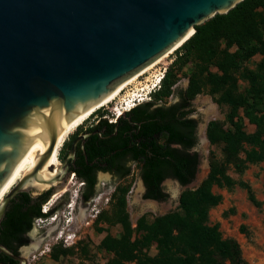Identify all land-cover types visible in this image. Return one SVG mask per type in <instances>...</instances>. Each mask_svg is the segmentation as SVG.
Returning <instances> with one entry per match:
<instances>
[{
  "label": "trees",
  "instance_id": "obj_1",
  "mask_svg": "<svg viewBox=\"0 0 264 264\" xmlns=\"http://www.w3.org/2000/svg\"><path fill=\"white\" fill-rule=\"evenodd\" d=\"M257 54L262 58L256 69H251L246 62ZM189 63L193 68L181 100L149 111L150 104L171 96L178 71ZM176 65L178 69L173 70ZM173 66L164 73L154 99L129 110L141 122L136 135L140 140L135 139L134 144L139 149L135 158L144 161L146 197H168L160 186L165 177L177 178L183 185L195 179L200 156L190 149L197 142V123L187 114L191 101L206 91L218 104L230 105L229 126L213 119L206 128L209 142L222 144L223 157L218 158L211 151L207 177L197 187L185 188L180 193L178 208L151 221L144 214L136 227L127 211V188L120 186L113 221L120 223L123 230L119 236L108 233L101 240L100 247L111 254L105 264H249L238 240L224 236L220 223L211 221L210 211L223 199L222 194L214 191L215 185L233 188L239 184L247 189L255 205L262 203L252 186L235 179L229 169L234 167L243 173L250 164L264 160V0H243L229 12L216 14L197 25L194 34L180 46ZM240 79L247 80L248 86L242 88ZM245 118L255 125L253 131L246 130ZM51 195V191H45L39 196L34 217L46 216L42 206ZM15 198L31 200L27 192ZM30 226L29 223L27 228ZM152 246L156 248L155 254H150ZM70 250V246L57 244L50 253L58 260Z\"/></svg>",
  "mask_w": 264,
  "mask_h": 264
},
{
  "label": "water",
  "instance_id": "obj_2",
  "mask_svg": "<svg viewBox=\"0 0 264 264\" xmlns=\"http://www.w3.org/2000/svg\"><path fill=\"white\" fill-rule=\"evenodd\" d=\"M241 1L0 0V191L35 165L2 199L0 223L33 181L65 185L60 166H50L51 178L39 174L65 122Z\"/></svg>",
  "mask_w": 264,
  "mask_h": 264
},
{
  "label": "rangeland",
  "instance_id": "obj_3",
  "mask_svg": "<svg viewBox=\"0 0 264 264\" xmlns=\"http://www.w3.org/2000/svg\"><path fill=\"white\" fill-rule=\"evenodd\" d=\"M178 48L170 57L158 63L155 68L147 73L146 76L151 78L150 83L159 74H164L171 66L173 61L178 56ZM262 56L257 54L246 62V65L251 69H256L258 62ZM173 70H177L178 66H173ZM193 66L191 63L185 65L182 70L178 71L176 84L173 86V92L166 100L158 102L173 103L180 99L181 92L188 85V75ZM212 69L215 70L214 67ZM145 83V76L141 78ZM149 83V84H150ZM242 88L248 86V81L240 79ZM159 85L148 94L144 101L137 100L135 103H143L154 99V93L160 88ZM143 85L136 83L127 87L114 101H111L97 109L95 114L110 113L111 118H116L120 109L125 111L128 103L138 99V94L146 93L140 88ZM130 101V102H129ZM190 113L198 120L199 132L196 149L201 156V168L198 173V178L191 184V187H197L208 175L210 170L209 156L210 152L214 151L218 158L223 157L222 144H211L206 135L207 124L210 120L219 119L229 126L227 121V113L230 109L229 104H218L215 98L208 91L198 94L192 100ZM111 110V112H109ZM117 111V112H116ZM113 113V114H112ZM89 116V117H90ZM245 128L247 131H253L255 125L251 124L248 119H244ZM62 146V145H61ZM57 147L58 149L61 147ZM60 151V150H59ZM229 173L238 181L244 180L248 182L256 195L262 202L260 206L255 205L249 198L246 188L237 184L233 188L221 187L215 185L214 191L222 194V201L213 207L210 211V219L213 223L219 222L220 228L225 237H233L238 240L241 245L244 258L249 264H264V160L258 163L250 164L243 173H239L234 167H230ZM119 187L127 188L126 203L127 211L134 227L137 226V221L142 215H146L148 220H153L156 216L165 214L171 210L177 209L179 206L180 193L185 189L175 180L168 179L164 183V190L168 193V197L164 201L146 199L144 197L145 187L142 182L139 165H134L131 168V173L119 181ZM81 180L75 178L67 186L66 192H61L55 198V194L63 187H56L53 194L45 204H50L52 207L57 203L63 205L60 210L59 217L62 212L72 211L70 214L74 216L76 222V231L78 233L77 242L70 246L71 250L67 255H61L58 260L54 259L51 251L43 252L46 249L48 241H51L50 232L54 231L57 224H50L44 219V223L40 226L37 222L32 231V239L29 241L28 257L31 264H105L111 257V254L100 247L101 240L108 234L119 236L123 230L122 225L113 221L114 219V203L117 201L118 192H114L112 201L105 204L102 212L94 217L89 215L86 207L80 204V189ZM112 186L115 183L112 181ZM113 187L108 188L107 193H110ZM65 188V187H64ZM34 195H37L43 190L34 188L31 190ZM69 204H72L70 207ZM43 208V206H42ZM102 215V216H101ZM60 218L56 221L59 223ZM44 224V225H43ZM62 224V223H61ZM60 224L59 228L62 226ZM52 233V234H53ZM156 248L152 246L150 254H155ZM128 264H136L129 262Z\"/></svg>",
  "mask_w": 264,
  "mask_h": 264
},
{
  "label": "flooded vegetation",
  "instance_id": "obj_4",
  "mask_svg": "<svg viewBox=\"0 0 264 264\" xmlns=\"http://www.w3.org/2000/svg\"><path fill=\"white\" fill-rule=\"evenodd\" d=\"M180 100L181 96L179 100L170 104L163 102L152 103L148 106V110H155L162 105L169 106ZM137 105H140V103H137ZM192 105L191 101L190 108ZM124 112L127 113L124 114ZM133 115L134 113L129 110L123 111L116 118H111L110 113L101 115L97 113L89 117L71 133L55 154V162L53 160L55 169L60 166L67 170L66 182L63 187L67 188L74 178L82 181L81 194L79 196L80 204L86 207L89 215L98 216L102 212L103 206L108 204L110 200L112 201L114 192H119V182L117 180L119 181L128 176L134 165H139L140 176L145 187L144 197L146 199L157 200L146 197L148 188L143 175L144 161L135 158L139 149L134 144L135 139L140 140L136 135L139 131L137 126H140L141 122L134 119ZM187 117L196 120L195 135L198 142V120L191 113H188ZM160 139L161 142L165 141L164 137ZM197 142L191 147V152H198L194 149ZM171 145L181 147V144L177 143H172ZM73 149L74 154L72 155ZM200 168L201 156L198 172L192 182L183 185L177 178L168 176L160 182L162 191L168 195L164 190V183L168 179L175 180L185 188H193L190 185L198 178ZM126 171L128 173L124 174ZM112 181L115 183V187L112 186ZM110 187H113V189L110 193H107ZM55 188L56 186L46 187L43 189V192L51 191L53 194ZM43 192L37 195H34L32 191L27 192L31 196L30 202L15 197L12 199L4 219L0 223V244L9 251L7 253L0 249V264H31L27 250L29 241L32 239L31 233L34 230L36 218L39 217H34V212L38 205L39 196ZM62 207L61 203H57L51 208L49 215L54 213L59 215L58 212L62 210ZM64 215L63 211L60 218H63ZM62 221L63 219H59V224ZM29 223L31 226L27 228Z\"/></svg>",
  "mask_w": 264,
  "mask_h": 264
},
{
  "label": "bare ground",
  "instance_id": "obj_5",
  "mask_svg": "<svg viewBox=\"0 0 264 264\" xmlns=\"http://www.w3.org/2000/svg\"><path fill=\"white\" fill-rule=\"evenodd\" d=\"M186 38L178 41L171 47H169L166 51L161 53L158 57H156L153 61L145 65L144 67L140 68L138 71L127 77L124 81H122L109 95H107L98 105L93 106L87 110L81 111L78 115H76L71 121L65 122L63 130L60 133L59 140L57 142V146L53 152L52 157L47 161L45 166L42 168V170L39 172L42 178L48 179L55 175V171H50V166L53 165V160L55 157V154L57 153V147L61 146L66 138L73 133L81 124H83L90 115H92L97 109L104 106L105 104L114 101L127 87L130 85L141 83L143 86L140 88L142 91H146V93L138 94V99L130 102L127 104L124 110H131L133 107L137 105L135 103L137 100L144 101L148 94L151 93L154 88H156L159 83L161 82V79L163 77L162 74H159L155 79H153L152 83H150L151 78L149 76H146L149 71H151L155 66L160 63L161 61L165 60L166 58L170 57L180 46L184 43V40ZM145 76V83L141 80L142 77ZM150 83V84H149ZM118 114H122V109L119 110ZM91 117V116H90ZM48 147V139L46 137L45 139V151ZM55 162V160H54ZM35 165L27 166L21 168L15 176L3 187V189L0 191V203L2 199L7 195V193L12 189V187L15 186V184L23 177L25 173L30 171ZM32 186L37 187V189L43 190L46 187H50L51 185L48 183H44L41 181H33ZM67 188L63 187L55 194V198L60 194L61 192H66ZM30 252V248H28L27 253Z\"/></svg>",
  "mask_w": 264,
  "mask_h": 264
},
{
  "label": "built area",
  "instance_id": "obj_6",
  "mask_svg": "<svg viewBox=\"0 0 264 264\" xmlns=\"http://www.w3.org/2000/svg\"><path fill=\"white\" fill-rule=\"evenodd\" d=\"M117 112V111H116ZM117 115H119L117 113ZM111 121V119H110ZM69 206L71 207L72 204H69ZM52 206L50 204H44L43 208H42V212L46 213V216H39L36 218V222L42 226L41 223H44V219L47 220L50 224H57L56 228L54 231L56 232H50V234L48 236H51V241L47 242L46 245V249L43 250V252H46V250L48 252H50L53 248L54 245L57 244H62L63 246H72L77 242L78 239V233L76 231V222L74 220V216H72L70 213L72 211L68 210L64 217H63V221H62V226L59 228L60 224L56 223V221L58 220L59 215L58 214H50L49 212L51 211ZM59 222V221H58ZM44 225V224H43ZM53 233V234H52Z\"/></svg>",
  "mask_w": 264,
  "mask_h": 264
},
{
  "label": "clouds",
  "instance_id": "obj_7",
  "mask_svg": "<svg viewBox=\"0 0 264 264\" xmlns=\"http://www.w3.org/2000/svg\"><path fill=\"white\" fill-rule=\"evenodd\" d=\"M60 219H63V218H60Z\"/></svg>",
  "mask_w": 264,
  "mask_h": 264
}]
</instances>
